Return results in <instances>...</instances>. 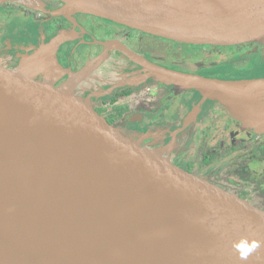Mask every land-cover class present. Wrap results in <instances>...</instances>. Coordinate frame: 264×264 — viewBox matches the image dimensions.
Returning <instances> with one entry per match:
<instances>
[{
	"label": "water",
	"instance_id": "water-1",
	"mask_svg": "<svg viewBox=\"0 0 264 264\" xmlns=\"http://www.w3.org/2000/svg\"><path fill=\"white\" fill-rule=\"evenodd\" d=\"M60 1L183 44H264V0ZM40 59L0 66V264H264V211L112 126L75 90L86 71L38 81L26 68H51ZM149 70L264 134V110L247 107L264 81Z\"/></svg>",
	"mask_w": 264,
	"mask_h": 264
},
{
	"label": "flooded vegetation",
	"instance_id": "flooded-vegetation-1",
	"mask_svg": "<svg viewBox=\"0 0 264 264\" xmlns=\"http://www.w3.org/2000/svg\"><path fill=\"white\" fill-rule=\"evenodd\" d=\"M64 7L60 0L0 6V66L21 68L36 55L51 68L38 62L25 68L55 86L86 71L75 90L112 126L264 211V134L219 101L162 83L149 70L226 84L264 81V44L188 45L100 17L61 13ZM204 57L220 61L194 63ZM251 97L247 107L264 110V86Z\"/></svg>",
	"mask_w": 264,
	"mask_h": 264
},
{
	"label": "clouds",
	"instance_id": "clouds-1",
	"mask_svg": "<svg viewBox=\"0 0 264 264\" xmlns=\"http://www.w3.org/2000/svg\"><path fill=\"white\" fill-rule=\"evenodd\" d=\"M258 244L257 242H253L251 247H248L246 243L244 244H237L236 247L238 249H241L242 250V255L246 256L248 254V252L252 251L253 248L257 247Z\"/></svg>",
	"mask_w": 264,
	"mask_h": 264
},
{
	"label": "rangeland",
	"instance_id": "rangeland-1",
	"mask_svg": "<svg viewBox=\"0 0 264 264\" xmlns=\"http://www.w3.org/2000/svg\"><path fill=\"white\" fill-rule=\"evenodd\" d=\"M218 61L220 60H213L212 57H204L203 59H199V60H194V63H204V64H210V63H218ZM188 66V65H186ZM191 66V65H190ZM181 67H185V66H181ZM186 75V74H185ZM192 76V75H191Z\"/></svg>",
	"mask_w": 264,
	"mask_h": 264
},
{
	"label": "bare ground",
	"instance_id": "bare-ground-1",
	"mask_svg": "<svg viewBox=\"0 0 264 264\" xmlns=\"http://www.w3.org/2000/svg\"><path fill=\"white\" fill-rule=\"evenodd\" d=\"M73 1H75V0H73ZM72 82V81H71Z\"/></svg>",
	"mask_w": 264,
	"mask_h": 264
}]
</instances>
